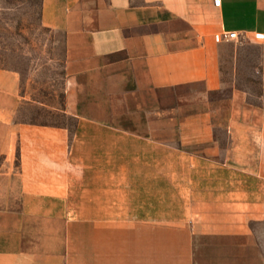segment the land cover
<instances>
[{
	"label": "crops",
	"instance_id": "0c3cea01",
	"mask_svg": "<svg viewBox=\"0 0 264 264\" xmlns=\"http://www.w3.org/2000/svg\"><path fill=\"white\" fill-rule=\"evenodd\" d=\"M42 22L78 124L19 121L0 67V264H195L225 216L258 218L264 92L212 93L234 44L259 48L264 86V0H42Z\"/></svg>",
	"mask_w": 264,
	"mask_h": 264
},
{
	"label": "rangeland",
	"instance_id": "374dc122",
	"mask_svg": "<svg viewBox=\"0 0 264 264\" xmlns=\"http://www.w3.org/2000/svg\"><path fill=\"white\" fill-rule=\"evenodd\" d=\"M59 37L42 22V0H0V67L14 69L20 75L23 98L18 120L66 126L74 131L78 123L66 111V73ZM235 49L240 57H227L224 87L212 96H227L237 87L247 90L249 100L260 103L264 86L259 48L248 44L230 47L231 52ZM261 188L264 192V185ZM261 204L262 212L256 219L225 216L236 229L198 242L195 264H264V199Z\"/></svg>",
	"mask_w": 264,
	"mask_h": 264
},
{
	"label": "built area",
	"instance_id": "2783aa9c",
	"mask_svg": "<svg viewBox=\"0 0 264 264\" xmlns=\"http://www.w3.org/2000/svg\"><path fill=\"white\" fill-rule=\"evenodd\" d=\"M214 3L216 5H219L221 3V0H214ZM226 36H227V38H230V39L231 38L236 39V38H238V33L236 31H231V32L226 33Z\"/></svg>",
	"mask_w": 264,
	"mask_h": 264
},
{
	"label": "trees",
	"instance_id": "16d2710c",
	"mask_svg": "<svg viewBox=\"0 0 264 264\" xmlns=\"http://www.w3.org/2000/svg\"><path fill=\"white\" fill-rule=\"evenodd\" d=\"M43 124H47V123H43Z\"/></svg>",
	"mask_w": 264,
	"mask_h": 264
}]
</instances>
